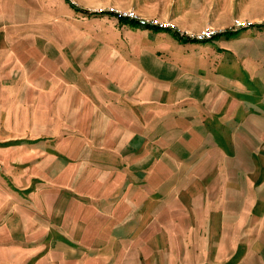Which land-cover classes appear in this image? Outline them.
<instances>
[{
    "label": "rangeland",
    "instance_id": "obj_1",
    "mask_svg": "<svg viewBox=\"0 0 264 264\" xmlns=\"http://www.w3.org/2000/svg\"><path fill=\"white\" fill-rule=\"evenodd\" d=\"M0 264H264V0H0Z\"/></svg>",
    "mask_w": 264,
    "mask_h": 264
},
{
    "label": "built area",
    "instance_id": "obj_2",
    "mask_svg": "<svg viewBox=\"0 0 264 264\" xmlns=\"http://www.w3.org/2000/svg\"><path fill=\"white\" fill-rule=\"evenodd\" d=\"M66 1L71 2V0H66ZM129 18L135 19L134 16H132V15H129ZM134 21H136V20H134ZM138 23L141 24L142 26H149V25L151 26L152 25V24L146 23L144 21H138ZM236 27L240 28V29L244 28L243 24H241V23H236ZM214 35H215L214 32H205L201 35L196 36V38H194L193 40H195V41L196 40H203L204 38H210V37H213Z\"/></svg>",
    "mask_w": 264,
    "mask_h": 264
},
{
    "label": "trees",
    "instance_id": "obj_3",
    "mask_svg": "<svg viewBox=\"0 0 264 264\" xmlns=\"http://www.w3.org/2000/svg\"><path fill=\"white\" fill-rule=\"evenodd\" d=\"M174 33L178 34L177 32H174ZM192 41H195V40H192Z\"/></svg>",
    "mask_w": 264,
    "mask_h": 264
}]
</instances>
